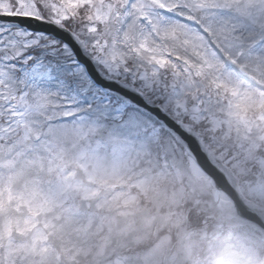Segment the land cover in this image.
Instances as JSON below:
<instances>
[{"label":"snow or ice","instance_id":"6c2138e0","mask_svg":"<svg viewBox=\"0 0 264 264\" xmlns=\"http://www.w3.org/2000/svg\"><path fill=\"white\" fill-rule=\"evenodd\" d=\"M262 80L264 0H0V155L54 173L69 216L133 157L219 171Z\"/></svg>","mask_w":264,"mask_h":264},{"label":"rangeland","instance_id":"374dc122","mask_svg":"<svg viewBox=\"0 0 264 264\" xmlns=\"http://www.w3.org/2000/svg\"><path fill=\"white\" fill-rule=\"evenodd\" d=\"M252 88L257 95L260 89ZM261 112L250 108V129L222 142L225 159L218 167L264 218ZM104 164L111 168V158ZM124 175L100 193L107 201L102 209L71 193L72 203L92 208L69 216L56 206L63 187L56 175L5 150L0 155V259L5 264L40 259L45 264H264V231L236 217L226 194L217 205L203 170L194 172L181 160L165 167L155 158L133 157ZM87 179L78 173L81 184ZM45 221L57 225L47 235Z\"/></svg>","mask_w":264,"mask_h":264},{"label":"water","instance_id":"95a60500","mask_svg":"<svg viewBox=\"0 0 264 264\" xmlns=\"http://www.w3.org/2000/svg\"><path fill=\"white\" fill-rule=\"evenodd\" d=\"M204 171L211 176L215 183L216 187V194L219 196V192L221 190L225 191L229 194L232 199L234 200V208L236 210V214L244 219L253 221L257 223L259 226L264 228V222L253 209H251L243 200L239 197L238 192L236 189L229 184L226 175L221 170L217 171L215 168H212L210 165L206 166Z\"/></svg>","mask_w":264,"mask_h":264},{"label":"bare ground","instance_id":"6f19581e","mask_svg":"<svg viewBox=\"0 0 264 264\" xmlns=\"http://www.w3.org/2000/svg\"><path fill=\"white\" fill-rule=\"evenodd\" d=\"M249 75H250V72H249Z\"/></svg>","mask_w":264,"mask_h":264}]
</instances>
